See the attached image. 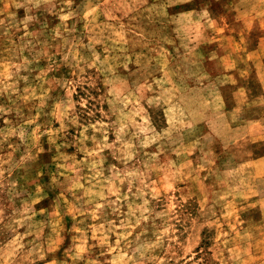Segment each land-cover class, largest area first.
Segmentation results:
<instances>
[{
	"label": "rangeland",
	"instance_id": "obj_1",
	"mask_svg": "<svg viewBox=\"0 0 264 264\" xmlns=\"http://www.w3.org/2000/svg\"><path fill=\"white\" fill-rule=\"evenodd\" d=\"M0 264H264V0H0Z\"/></svg>",
	"mask_w": 264,
	"mask_h": 264
}]
</instances>
